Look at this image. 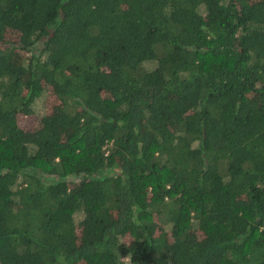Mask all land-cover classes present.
Listing matches in <instances>:
<instances>
[{"label":"trees","instance_id":"trees-1","mask_svg":"<svg viewBox=\"0 0 264 264\" xmlns=\"http://www.w3.org/2000/svg\"><path fill=\"white\" fill-rule=\"evenodd\" d=\"M0 264H264V0H0Z\"/></svg>","mask_w":264,"mask_h":264},{"label":"rangeland","instance_id":"rangeland-1","mask_svg":"<svg viewBox=\"0 0 264 264\" xmlns=\"http://www.w3.org/2000/svg\"><path fill=\"white\" fill-rule=\"evenodd\" d=\"M7 37H10V38L12 39V38L14 37V34L12 35L11 33L8 32ZM52 102H53V97L50 96L49 99H48V103H49V105H48V103H47V101H46V102H44V104H40V107L37 108V110H39L40 113H41V112H43V113H49V112L51 111V108H52ZM32 122H33V120H30V119L25 120V119H23V120L21 121V124H26V125L28 126V125L31 124ZM126 263H127V262H126Z\"/></svg>","mask_w":264,"mask_h":264}]
</instances>
